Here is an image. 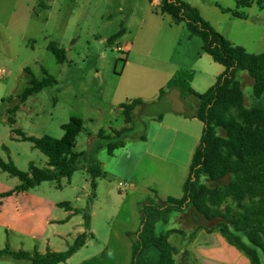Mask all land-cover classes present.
I'll return each mask as SVG.
<instances>
[{
	"label": "rangeland",
	"instance_id": "obj_1",
	"mask_svg": "<svg viewBox=\"0 0 264 264\" xmlns=\"http://www.w3.org/2000/svg\"><path fill=\"white\" fill-rule=\"evenodd\" d=\"M75 1L77 0H43L41 7L37 9L40 12L42 8L51 7L50 14L57 23L51 41L58 48L67 51L65 63L58 64L55 56L47 50L37 60L39 63L36 60L30 61L27 63L30 68L23 71L22 68L26 65L22 61L9 62V55L0 53V67L9 71V77L0 81V85L6 86V102L2 103L0 100V118L3 113L7 124L10 120L15 121L12 127L8 126L10 136L20 137L14 132L20 130L27 136L41 138L48 135L61 139L64 135L62 126L72 117H78L84 120L85 130L78 137L75 150L90 152L99 131L110 124L112 127L104 129L108 135L113 136V131L128 127L131 132L123 136L121 141L140 138L145 133V122L157 113L163 98L160 97L161 89H167L173 78L177 79L176 89L184 93L189 88L192 76V87L198 93H205L210 88L209 80L215 74L212 65L218 67L219 64L202 53L201 40L197 37L189 38L184 25H175L170 16L160 13L162 0H95L96 3L91 1L85 7L76 5ZM184 1L197 7L202 17L231 43L245 48L250 54H264V0H248L250 7L238 5L241 0ZM9 2L20 3L21 0ZM152 2L154 6H151ZM221 8L238 11L245 14L246 18H236L232 13H224ZM11 9L8 7L3 15L5 22L15 26L2 34V42L6 41L8 44V52L19 43L28 16L25 8L17 7L16 12V9ZM116 35H119L117 43L116 38L112 39ZM39 44L38 46V42L29 40L27 47L38 48V55H41L45 50V43L41 41ZM125 45L131 46L129 54L118 50ZM43 68L57 80V84L29 97L21 104L19 95L28 86V82L33 77L37 80L46 77ZM137 72L141 73L140 82L133 83ZM243 74L246 73H240V78ZM183 80H187L188 84ZM242 82L247 104H250L253 93L251 79L246 76ZM167 91L168 94L172 90ZM136 99L143 100L146 105L136 108L132 122L126 123L119 107ZM184 104L187 115L197 109V101L190 96L184 99ZM15 106H19V110L15 114L10 113ZM6 133L8 132L3 130V134ZM5 140L4 146L9 152L3 149V145H0V151H5L1 155L6 162L12 160L22 172H28L31 164L41 170L47 169L44 168L47 157L31 143H13L11 137ZM148 165H142L137 180L141 181L143 177L147 184L153 186L149 181L151 176L144 173ZM177 176L178 174L166 180L164 175H160L155 182L158 185L165 181L173 183ZM112 181L114 184L107 185L106 188L102 186L98 190L103 204L95 200L91 205L95 215L93 226L98 234L97 238L92 240L89 248L74 255L65 264H116L115 259H119L120 264L125 263L126 253L116 247L113 232L122 234L128 231L130 240L134 242L142 227L143 208L149 209L150 205H162L166 201V198L155 191L133 193L125 179ZM121 182L126 186L120 187ZM66 193L64 190L63 198H67ZM230 206L234 208L235 204L228 200L222 209ZM136 210H140L141 218ZM193 213L189 211L177 216L181 234L177 233L169 239L177 250V264H180L185 255L187 243L194 230L203 225L208 226L204 217L196 212L195 217ZM175 215L176 213L170 215L171 220L168 223H157V232L166 233L175 228ZM230 230L236 234L232 226ZM109 239L111 242L108 244ZM243 241L247 242L245 238ZM72 244L73 242L70 245ZM187 259L188 264H194L188 256ZM1 261L3 264H31L28 260H16L11 256Z\"/></svg>",
	"mask_w": 264,
	"mask_h": 264
},
{
	"label": "trees",
	"instance_id": "obj_2",
	"mask_svg": "<svg viewBox=\"0 0 264 264\" xmlns=\"http://www.w3.org/2000/svg\"><path fill=\"white\" fill-rule=\"evenodd\" d=\"M238 5L250 7L248 0H241ZM221 10L232 13L236 18H246L245 14L238 11ZM159 11L169 15L175 24H185L190 37L200 38L203 52L222 65L224 72L205 93L189 91V96L197 101L194 117L203 123V132L183 185L184 195L179 199L169 197L162 205L143 208V223L133 242L131 264H177V250L169 241V236L175 231L158 233L157 223H168L173 213L191 208L207 221L215 218L226 220L228 223L199 228L220 231L231 244L250 258L252 264H264V54H250L245 48L231 43L202 17L197 7L184 0H162ZM119 35L112 39H117ZM47 50L55 56L58 64L67 61V51L58 48L55 42L51 41ZM43 71L46 77L42 80L33 77L19 95L21 104L57 84V80L45 68ZM240 72H246L253 81L250 104H247L244 85L239 79ZM176 88L177 79L173 78L167 89H161L160 97H164L167 90ZM145 105L143 100L136 99L121 104L119 108L126 123H131L134 110ZM18 110L19 106H15L10 113L15 114ZM154 117L161 120L163 115ZM8 124L12 127L15 121L10 120ZM62 129L64 135L61 139L48 135L38 138L27 136L20 130L14 131L22 141L32 143L35 149L42 152L48 158L50 167L41 170L31 164L28 172H22L12 160L6 162L0 158L2 171L20 180L17 191H29L44 182L55 181L61 186L63 178L71 179L76 172L86 169L91 178L92 199L95 198L97 180L106 177L96 154L105 145L108 153L113 154L116 149L124 146L122 137L131 132V128L125 127L113 131L112 136L101 129L92 150L78 152L75 150L76 141L85 130L84 120L72 117ZM228 200L235 207L223 210ZM84 220L89 229L90 216L86 213ZM231 226L236 234L231 232ZM87 238V233L78 236L62 252H13L6 248L0 250V259L11 256L16 260H28L31 264H64L86 244Z\"/></svg>",
	"mask_w": 264,
	"mask_h": 264
},
{
	"label": "crops",
	"instance_id": "obj_3",
	"mask_svg": "<svg viewBox=\"0 0 264 264\" xmlns=\"http://www.w3.org/2000/svg\"><path fill=\"white\" fill-rule=\"evenodd\" d=\"M91 1L92 3H96L95 0H84V2L77 0L75 3L76 5L81 4L85 7L90 5ZM42 2L43 0H21L20 3H10L9 0H5L4 2L0 0V53L3 55L8 54L9 62H15V60L22 61L26 65V67L22 68L23 71L26 68H30L27 66L28 62L33 60L37 61L46 54L48 45L54 38L57 25L56 19L50 14L52 12L50 6L44 9L42 8L40 12L37 11L41 7ZM153 2L151 6H154ZM8 7H11L13 11L17 7L25 8L28 11L19 43L15 47H11L12 49H9V52L6 41L2 42L4 39L2 34H5L4 31L11 30L15 27L3 19V15ZM179 25L185 26L183 23ZM188 36L190 38L189 32ZM29 40L34 41V43L38 42V46L41 41L45 43V50L41 55H38V48L32 49L27 47ZM117 41L118 39H116L115 43ZM118 50L129 54L131 52V46L125 45L124 47H119ZM202 53L206 54L203 50ZM208 56L213 60L210 55ZM36 63H39V61ZM212 67L215 74L209 80V87H212L216 83L217 78L224 72V67L220 64L218 67L215 65H212ZM240 73L239 79L241 81L246 76L249 77L246 73L240 78ZM140 74V72L136 73L133 78V83L140 82ZM183 81L185 84H188L187 80ZM193 81L194 77L192 76L189 88L185 93L180 90L183 101L189 97L190 90L197 92L192 87ZM252 85L253 81L251 79L250 86L252 87ZM5 88L6 86L4 84L0 85V100L2 103H5L4 100H6L4 97ZM195 114L196 109L190 115H179L168 112L163 114L161 120H157L154 116H151L145 122V133L141 136L142 138H128L124 146L116 149L113 154L108 153L106 145L100 149L96 154V159L101 163L106 177L97 180L98 185L95 198L93 199L91 178L86 169H81L76 172L71 179L63 178L61 180V186H58L55 181L52 182V185H49L50 182H44L29 191H17L16 187L21 184L20 180L0 169V195L7 194L6 196H0V250L8 248L13 252H39L41 254L47 253L48 250L62 252L66 251L69 245L84 233L88 235L86 244L74 255L89 248L92 240L98 236L93 226L95 215L94 211L91 210V205L94 204L95 200L100 203L104 202L99 197L98 190L102 186L106 188L107 185L114 184V181H112L114 179L127 180L129 182L128 186L133 193L146 190L155 191L156 194H160L166 199L169 197L182 198L184 195L183 185L189 174L192 156L200 143L203 132V123L194 117ZM0 126H2V130L0 131V145H3V149L6 152H9V149L4 146L6 138L11 137L13 143H25L16 135L10 136L8 128L10 125L7 124L3 113H1ZM110 127H112L111 124L103 129H109ZM3 130H6L8 133L3 134ZM4 150L2 152H5ZM2 152L0 151V158L3 159ZM8 159L10 158L8 157ZM146 164L149 165L144 169V173L151 176L149 181L153 183V186L147 184L143 177L141 181L137 180L139 179L138 173H141L142 165ZM44 165V168H50L48 158L44 161ZM176 174L178 176L173 181L174 184L171 181H165L162 185H158L155 182L160 175H164V178L167 180L172 177L174 178ZM45 184H48V186ZM64 190L67 191V198L62 197ZM86 201L87 204H85ZM62 203H66L67 205H60ZM136 211L141 218L140 210ZM189 211L194 212L193 214L195 215L196 211L194 209L176 213L173 220L177 226L168 230L175 231L171 233L169 239L177 233L181 234L179 232L180 228L178 227L180 221H176L177 216L187 214ZM84 213L90 216L89 229L85 226ZM129 235L130 232L128 231H124L122 234L113 232L116 247L126 253L125 263L123 262V264L132 263L133 241L130 240ZM110 242L111 240L109 239L108 244ZM184 254L180 264H188L187 256L194 264H252L250 258L238 247L231 244L218 230L208 231L204 228L194 230V234L187 243ZM9 257L6 256L2 259ZM2 259H0V264H3ZM115 262L116 264H120L119 259H115Z\"/></svg>",
	"mask_w": 264,
	"mask_h": 264
},
{
	"label": "water",
	"instance_id": "obj_4",
	"mask_svg": "<svg viewBox=\"0 0 264 264\" xmlns=\"http://www.w3.org/2000/svg\"><path fill=\"white\" fill-rule=\"evenodd\" d=\"M172 112L179 115H185L186 109L184 101L181 98V92L178 89H174L171 93L165 95L158 105V110L155 115H163L165 113ZM219 223H228L224 219L215 218L208 221V227H214Z\"/></svg>",
	"mask_w": 264,
	"mask_h": 264
},
{
	"label": "built area",
	"instance_id": "obj_5",
	"mask_svg": "<svg viewBox=\"0 0 264 264\" xmlns=\"http://www.w3.org/2000/svg\"><path fill=\"white\" fill-rule=\"evenodd\" d=\"M9 77V71L6 68L0 67V81L6 80ZM126 184L120 183V187H124Z\"/></svg>",
	"mask_w": 264,
	"mask_h": 264
}]
</instances>
